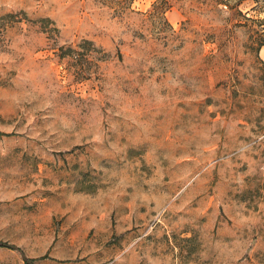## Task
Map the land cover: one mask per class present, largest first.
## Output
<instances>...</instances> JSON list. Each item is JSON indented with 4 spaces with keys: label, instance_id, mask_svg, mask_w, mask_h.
Returning a JSON list of instances; mask_svg holds the SVG:
<instances>
[{
    "label": "rangeland",
    "instance_id": "rangeland-1",
    "mask_svg": "<svg viewBox=\"0 0 264 264\" xmlns=\"http://www.w3.org/2000/svg\"><path fill=\"white\" fill-rule=\"evenodd\" d=\"M263 43L264 0H0V264H264Z\"/></svg>",
    "mask_w": 264,
    "mask_h": 264
},
{
    "label": "crops",
    "instance_id": "crops-1",
    "mask_svg": "<svg viewBox=\"0 0 264 264\" xmlns=\"http://www.w3.org/2000/svg\"><path fill=\"white\" fill-rule=\"evenodd\" d=\"M259 56L262 62L264 63V44L260 47Z\"/></svg>",
    "mask_w": 264,
    "mask_h": 264
},
{
    "label": "trees",
    "instance_id": "trees-1",
    "mask_svg": "<svg viewBox=\"0 0 264 264\" xmlns=\"http://www.w3.org/2000/svg\"><path fill=\"white\" fill-rule=\"evenodd\" d=\"M131 2L133 1V0H130ZM46 19H43V21H45ZM47 21H51L50 19H47ZM264 44V43H263ZM262 44V45H263ZM0 246H4V244H2V243H0Z\"/></svg>",
    "mask_w": 264,
    "mask_h": 264
}]
</instances>
